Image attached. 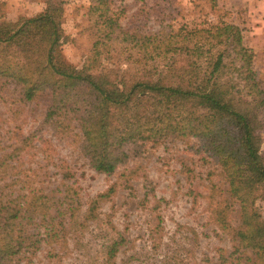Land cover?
<instances>
[{
  "label": "trees",
  "instance_id": "obj_1",
  "mask_svg": "<svg viewBox=\"0 0 264 264\" xmlns=\"http://www.w3.org/2000/svg\"><path fill=\"white\" fill-rule=\"evenodd\" d=\"M211 9L217 13L222 9L219 0H212ZM89 13L96 37L82 69L61 60L60 0L49 1L43 12L14 24L0 20V42L21 51L19 61L0 57V76L17 83L25 102L50 91L46 120L63 130L77 129L85 155L105 173H113L128 159L130 144L201 140L227 184L228 195L214 209V217L230 231L235 248L214 264H264V219L255 207L257 198H264V160L257 144L264 76L255 68L249 30L219 14L217 21L206 17L199 23L169 24L146 33L126 28L112 0H92ZM116 41L152 61L145 78L110 85L88 72L101 49ZM236 88L247 98L236 97ZM29 140L20 135L10 153L19 154L18 177H8V161L13 159L0 155V167L6 169H0V264H11L18 254L37 249L44 240L39 226H44L47 239L66 230L65 217L75 216L69 186L59 196L55 190L45 193L35 185L36 172L24 168L22 149ZM2 179L19 181V188L9 183L3 187ZM233 212L236 224L229 219ZM59 217L62 225L57 224ZM184 226L175 230V264H192V249L198 243L195 230ZM127 239L119 232L111 240L103 264L113 263Z\"/></svg>",
  "mask_w": 264,
  "mask_h": 264
},
{
  "label": "rangeland",
  "instance_id": "obj_2",
  "mask_svg": "<svg viewBox=\"0 0 264 264\" xmlns=\"http://www.w3.org/2000/svg\"><path fill=\"white\" fill-rule=\"evenodd\" d=\"M49 1L0 0V20L8 25L35 16L46 9ZM60 1L61 60L82 69L96 37L89 13L92 0ZM242 2L219 0L222 9L218 13L211 9L212 0H112V6L126 28L146 33L169 24L199 23L206 17L217 21L219 14L251 30L242 13ZM101 50L88 72L105 78L110 85H130L148 75L152 61L136 49L116 41ZM19 52L14 45L0 42V57L19 61ZM255 68L264 76V48L255 60ZM235 96L247 98L237 88ZM50 98V91H45L25 102L17 83L0 76V155L6 153L13 159L8 161V177L19 176L15 174L19 173V154L10 153L20 135L29 136L26 149H22V161L24 168L36 172L35 185L44 188L45 193L55 190L58 196L65 194L69 186L76 208L75 216L65 217L64 232L47 235L46 239L44 226H39L44 236L40 246L18 254L11 264H103L104 250L119 232L129 239L110 264H175V230L180 225L193 228L198 235L192 264H214L221 254L228 256L235 251L230 231L214 217V209L228 195L227 184L216 158L201 140L170 138L130 144L128 159L113 173H105L85 155L77 129L63 130L46 120ZM258 120L262 125L257 144L264 160V112H259ZM1 183L3 187L9 183L13 189L19 188V181L2 179ZM255 207L264 219L263 197L257 198ZM235 217L236 212L229 215L232 224H236ZM61 219L57 218V224ZM237 255L235 252L233 257Z\"/></svg>",
  "mask_w": 264,
  "mask_h": 264
},
{
  "label": "crops",
  "instance_id": "obj_3",
  "mask_svg": "<svg viewBox=\"0 0 264 264\" xmlns=\"http://www.w3.org/2000/svg\"><path fill=\"white\" fill-rule=\"evenodd\" d=\"M246 1L243 0L244 8L241 9H243L242 13L246 14L248 26L251 27V30L249 29L250 43L255 49L257 58L264 48V0Z\"/></svg>",
  "mask_w": 264,
  "mask_h": 264
}]
</instances>
